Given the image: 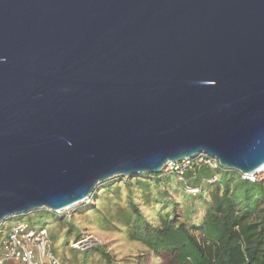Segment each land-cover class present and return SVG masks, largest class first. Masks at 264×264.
<instances>
[{"label": "water", "instance_id": "water-1", "mask_svg": "<svg viewBox=\"0 0 264 264\" xmlns=\"http://www.w3.org/2000/svg\"><path fill=\"white\" fill-rule=\"evenodd\" d=\"M199 154L264 166V0H0V224Z\"/></svg>", "mask_w": 264, "mask_h": 264}, {"label": "trees", "instance_id": "trees-1", "mask_svg": "<svg viewBox=\"0 0 264 264\" xmlns=\"http://www.w3.org/2000/svg\"><path fill=\"white\" fill-rule=\"evenodd\" d=\"M214 176L216 181L209 182ZM132 181L145 205L157 209V221L149 220L138 207L129 185L119 215L125 219L129 238L156 256H166L173 264H264V179L251 183L236 171L200 163L183 176L172 172L163 178L155 174ZM187 186L198 192L188 193ZM119 187L109 182L103 191L118 194ZM51 215L60 220L58 214ZM71 249L84 254L82 264H119L98 246Z\"/></svg>", "mask_w": 264, "mask_h": 264}, {"label": "rangeland", "instance_id": "rangeland-1", "mask_svg": "<svg viewBox=\"0 0 264 264\" xmlns=\"http://www.w3.org/2000/svg\"><path fill=\"white\" fill-rule=\"evenodd\" d=\"M164 169L158 173L162 178L164 174L169 173ZM147 175L155 174L140 173L135 176H116L99 183L87 199L61 212L60 220H56L51 215L53 211L39 209L6 219L0 224V231H4L17 222L27 223L36 228L44 226L51 237V249L59 264H82L84 254L72 251L71 243L87 236L90 237L87 243L88 250L95 246L101 247L113 258L114 262L119 264H173L166 256L158 257L142 243L131 240L128 236L125 219L119 215L120 209L123 208L127 200L126 186L129 185L135 193L133 199L137 202L138 207L149 220L157 221V209L152 205H145L144 198L141 197L138 187L132 181L135 177ZM109 182L119 184L120 192L118 194L103 191L105 184ZM181 186L178 187L179 193H182ZM169 192L175 200L180 201L176 192L170 189ZM7 264L16 263L8 262Z\"/></svg>", "mask_w": 264, "mask_h": 264}, {"label": "built area", "instance_id": "built-area-1", "mask_svg": "<svg viewBox=\"0 0 264 264\" xmlns=\"http://www.w3.org/2000/svg\"><path fill=\"white\" fill-rule=\"evenodd\" d=\"M204 163L213 169L221 168L218 161L204 154H199L193 158L183 159L179 162H171L164 167L169 173L175 172L183 176L186 170H191L195 165ZM223 168V167H222ZM242 179L251 183L264 179V166L249 173L238 172ZM214 176L209 182H215ZM190 194L198 192L197 188L187 186L185 189ZM65 211V210H63ZM54 212L60 214L61 212ZM90 237L81 238L71 243V248L84 250L88 248ZM13 262L16 264H58L57 257L51 249V241L48 232L43 226L41 228L31 227L27 223L17 222L4 231H0V264Z\"/></svg>", "mask_w": 264, "mask_h": 264}, {"label": "bare ground", "instance_id": "bare-ground-1", "mask_svg": "<svg viewBox=\"0 0 264 264\" xmlns=\"http://www.w3.org/2000/svg\"><path fill=\"white\" fill-rule=\"evenodd\" d=\"M77 204H79V203H77ZM77 204H75V205H77ZM75 205H73V206H75ZM68 209V208H67ZM64 210H66V209H64Z\"/></svg>", "mask_w": 264, "mask_h": 264}]
</instances>
